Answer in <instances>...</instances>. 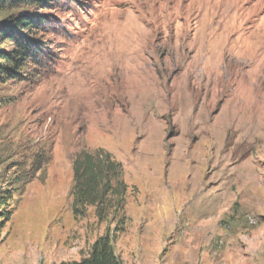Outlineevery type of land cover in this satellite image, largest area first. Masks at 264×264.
Segmentation results:
<instances>
[{
  "label": "rangeland",
  "instance_id": "1",
  "mask_svg": "<svg viewBox=\"0 0 264 264\" xmlns=\"http://www.w3.org/2000/svg\"><path fill=\"white\" fill-rule=\"evenodd\" d=\"M50 15L53 66L0 81V264L78 262L105 236L119 264H264V0ZM95 168L104 202L76 209Z\"/></svg>",
  "mask_w": 264,
  "mask_h": 264
},
{
  "label": "trees",
  "instance_id": "2",
  "mask_svg": "<svg viewBox=\"0 0 264 264\" xmlns=\"http://www.w3.org/2000/svg\"><path fill=\"white\" fill-rule=\"evenodd\" d=\"M62 0H0V81L8 79H20L27 77L25 70L27 64L44 61L53 66L56 56L47 52L45 44L36 38L41 28L49 26L54 18L51 11L56 9ZM2 44L10 45L9 48ZM45 52V53H44ZM43 64V63H42ZM49 67V66H48ZM45 156L36 155V160L28 168L30 177L35 175ZM121 166L119 164H116ZM81 174V168H78ZM117 172L115 177H119ZM91 178L77 181V195L74 201L75 208L86 202H104L108 186H103L104 180L109 178L108 171L105 174L96 168L90 173ZM102 183V185L100 184ZM1 202V201H0ZM104 204V203H103ZM106 213L99 207V212ZM60 264H119L110 243L109 237H99L91 246L87 257L78 262Z\"/></svg>",
  "mask_w": 264,
  "mask_h": 264
}]
</instances>
